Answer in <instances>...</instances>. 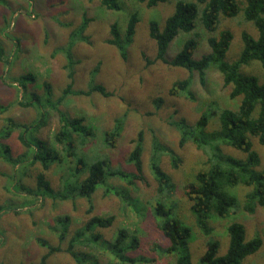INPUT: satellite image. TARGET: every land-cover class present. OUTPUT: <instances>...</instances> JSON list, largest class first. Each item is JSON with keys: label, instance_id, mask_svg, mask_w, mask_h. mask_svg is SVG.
Returning a JSON list of instances; mask_svg holds the SVG:
<instances>
[{"label": "rangeland", "instance_id": "rangeland-1", "mask_svg": "<svg viewBox=\"0 0 264 264\" xmlns=\"http://www.w3.org/2000/svg\"><path fill=\"white\" fill-rule=\"evenodd\" d=\"M178 1L170 0L150 9L134 0H119L121 11L114 12L105 11L100 2L90 0H0V46L5 49V59L0 60V264H40L52 248H59L60 252L52 254L47 264H76L68 252L71 247L75 253L89 257L87 264H95V261L99 264H177L176 256L166 253L169 243L159 230V218L155 213L159 199L151 170L155 138L164 148L161 167L176 184L172 199L177 206L175 214L193 231L189 244L191 263L201 264L210 240L219 242L218 256H225L229 248L228 227L240 223L247 229L246 240L260 237L263 241L260 251L248 257L244 264H264V210L259 207L253 214L244 210L253 187L224 188L226 193L237 198L238 204L227 219L211 217L210 224L215 228L211 236H205L197 227L185 194V187L195 182L196 174L207 170L209 164L208 156L195 144L189 142L180 146L183 136L177 123L184 120L195 125L202 114L210 112L211 106L212 110H216L215 105L236 109L240 99H231V87L224 86L222 75L215 69L208 71L205 85L198 75L194 76L195 101L170 95L172 85L186 79L189 73L157 61V44L150 37L149 25L155 21L164 27ZM237 1L243 9L238 17H221L220 29L215 34L203 28L192 34L181 33L169 47L167 57L173 59L184 41L198 32L200 46L194 59L200 60L211 53L208 39L229 30L233 40L224 61L235 63L245 47L242 34L259 37L254 24L245 21L246 3ZM135 13L140 21L133 45L128 49V58L124 60L117 48L107 41L111 38V25L117 23L124 33ZM84 16L92 22L86 32L89 42L81 41L74 48L80 63L76 66L73 90L87 91L93 84H99L113 96L71 95L59 106L70 83L64 69L63 49L70 44L69 35L82 24ZM241 73L255 77L264 86V69L260 62L244 65ZM46 83L51 86V97L46 92ZM21 102L33 106L24 107ZM60 113L70 118L85 116L87 125L95 131L92 137L78 132L75 138L76 159L85 161V171L75 172V159L68 157L54 142L60 130ZM123 115H127L125 130L117 147L111 149L106 145V131ZM11 119L27 126L40 120L45 122L42 129L25 134V140L32 147L21 143L22 130L16 129L8 139L4 137ZM217 128L214 118L207 132ZM141 131L144 133V181H128L120 176L109 178L107 187H99L93 195L95 210L88 215V201L77 191L89 175L88 168L97 161L108 160L114 170L135 174L128 160ZM41 141L60 158L50 160L47 171L41 162H31L35 153L33 146ZM253 145L261 160L255 170L264 172V146L256 139ZM6 147L10 152H6ZM222 150L226 155L246 159L245 154L235 149L222 147ZM171 154L182 159L177 169L172 166ZM40 177L50 185L51 192L44 188L36 195ZM30 190L36 193L30 194ZM93 216H114L115 221L109 228L98 227L92 233L78 236ZM121 229L139 240L137 250H123L127 263L116 258L110 250ZM92 235L99 239L91 242Z\"/></svg>", "mask_w": 264, "mask_h": 264}, {"label": "trees", "instance_id": "trees-1", "mask_svg": "<svg viewBox=\"0 0 264 264\" xmlns=\"http://www.w3.org/2000/svg\"><path fill=\"white\" fill-rule=\"evenodd\" d=\"M100 2L105 11H121L119 0H90ZM140 4H146L150 9L156 8L162 3H168L170 0H134ZM246 3L244 9L245 21L253 23L259 32L258 39L253 38L248 33L242 34V40L245 45L241 57L232 64L224 61L231 42L233 34L229 30L222 31L218 37L212 36L208 39L211 53L195 60L194 55L198 49L201 35L196 32L194 36L184 41L180 52L173 58L167 57L169 47L174 40L181 34H192L203 28L210 34H215L221 26V17L233 19L238 17L243 11L237 0H195L187 2L180 0L176 3L175 12L170 16L164 27L158 22H151L149 25L150 37L157 44V61L174 68L184 69L189 76L175 82L169 93L173 97H185L195 101L196 97L192 90L194 76L198 75L201 83L205 85L208 71L217 70L223 77L224 86L231 87L230 97L232 100L240 99V105L236 109L223 108L215 105L216 110L210 108V112L202 114L195 125H189L182 120L177 126L183 136L180 146L184 147L187 143L195 144L199 150L208 156L209 168L196 174L195 182L185 187V194L191 204V212L195 217V222L199 230L205 236H211L214 229L210 224L212 216L221 219H227L231 216L233 208L238 204L237 198L229 195L224 191L227 187H236L244 185L253 187L254 191L247 195L244 210L253 214L257 208L264 210V172H257L260 163V157L254 151L253 140H258L259 144L264 146V86H261L255 77L246 76L241 73V68L252 61L261 63L264 69V0H242ZM139 15L133 14L127 24L124 33L117 23L111 25V38L107 43L117 48L119 54L124 60L128 58V49L133 45L134 38L139 24ZM92 22L87 16H84L82 24L74 29L69 37L70 44L63 49L66 58L64 66L67 72L69 85L64 91L63 97L58 102L60 104L68 96H91L95 93L105 98L113 96L103 85L93 84L89 90L75 92L73 90L76 76V66L80 63L74 55V48L79 42H89L86 32ZM70 26V25H64ZM200 26V27H199ZM5 59V49L0 46V60ZM45 89L51 97V86L46 83ZM24 107L33 106V104H23ZM214 104V103H213ZM57 107V106H55ZM0 110L2 108L0 107ZM216 119L218 128L214 132H207L212 119ZM127 115H123L115 120L114 127L106 131V145L115 149L125 130ZM45 122L40 120L33 125H20L14 120L7 123L5 138H10L16 129L22 130L20 141L28 148L32 147L25 139L26 133H33L43 128ZM85 116L70 118L60 113V130L54 136V142L61 146L67 152L68 157L75 159L76 171H85L87 165L83 160L76 159L75 138L78 132L85 136L92 137L95 135L94 129L88 125ZM134 150L131 153L128 162L135 168V174L128 175L120 170H114L110 161H97L88 168V177L80 184L77 190L79 196L88 201L87 214H93L95 208L93 204V195L101 186H106L108 180L114 176H120L125 180L144 181V165L142 156L144 152V133L141 131L134 141ZM38 146H33L34 156L32 163L41 162L44 170H48L50 160L59 159L56 152L52 153L42 141ZM222 147H228L242 152L246 159H238L226 155ZM34 148L36 150H34ZM153 155L151 158V170L157 182L158 202L155 205L156 217L159 218V230L164 238L168 241L169 246L166 253L175 255L177 264H192L189 254V244L193 239L192 228L188 227L176 216L177 206L173 197L176 194V184L172 177L167 174L160 164L163 146L157 138L154 139ZM10 148L6 147V152ZM55 154V157L53 156ZM172 166L179 168L182 159L171 154ZM20 165V163L18 164ZM111 168H107V167ZM52 191L50 185L43 179L39 178L38 190L29 191L30 194L39 192L42 189ZM109 188V187H108ZM42 196V195H41ZM62 221V220H61ZM115 221L114 216L108 217H91L84 229L78 236H85L92 233L96 228H109ZM229 248L225 256L219 257L220 244L217 241L210 240L207 244L206 253L201 259V264H244V261L260 251L263 241L256 237L250 241L246 240V228L240 223H233L228 227ZM63 235V234H62ZM61 235V236H62ZM99 237L92 235L91 242H95ZM139 240L135 235H130L126 229L119 230L115 242L111 245V251L116 258L127 263V258L122 255L123 250H137ZM60 252L59 248H52L50 253L44 256L40 264H47L50 256ZM74 258L76 264H87L89 257L77 254L71 247L68 251ZM129 260V259H128ZM95 264H99L95 261Z\"/></svg>", "mask_w": 264, "mask_h": 264}]
</instances>
